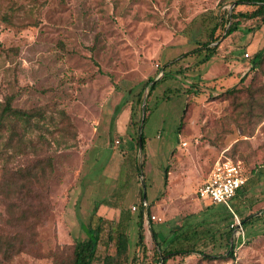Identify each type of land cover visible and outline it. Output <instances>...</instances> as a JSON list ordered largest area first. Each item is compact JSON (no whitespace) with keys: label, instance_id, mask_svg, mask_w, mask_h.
Segmentation results:
<instances>
[{"label":"rangeland","instance_id":"1","mask_svg":"<svg viewBox=\"0 0 264 264\" xmlns=\"http://www.w3.org/2000/svg\"><path fill=\"white\" fill-rule=\"evenodd\" d=\"M238 1L0 0V102L45 108L51 143L34 235L12 219L0 167V237L34 241L0 264H65L94 210L126 233L129 264H162L152 233L161 247H194L166 264H264V65L252 69L264 22L224 37L232 12L256 8ZM212 32L217 49L204 62L199 43ZM36 159L16 156L8 168ZM219 159L240 162L247 182L227 207H207L195 192ZM143 196L160 221L146 222Z\"/></svg>","mask_w":264,"mask_h":264},{"label":"trees","instance_id":"2","mask_svg":"<svg viewBox=\"0 0 264 264\" xmlns=\"http://www.w3.org/2000/svg\"><path fill=\"white\" fill-rule=\"evenodd\" d=\"M238 4H246L255 6V10L250 12H237L229 16L234 19L227 29H225L224 37L232 34L238 28V25L249 19H256L264 22V0H239ZM226 20L225 23H227ZM224 29V26H223ZM218 41V37H214L213 32L209 36V40L204 43H199V50L206 51L203 61H208L216 52V46H210ZM264 65V46L261 51L257 52L252 60V69L256 72H261ZM153 80H149L147 85ZM155 86H150V92ZM234 90H231V93ZM12 98L8 97L3 102H0V167L4 175V186L12 190L13 200H10L9 212L17 216L12 217L16 219L20 225L28 231H32L36 226L43 222V215L47 210L45 208V196L42 191L36 189L37 185L46 179V174L51 171L50 159L46 156L47 148L51 143L46 139V109L36 108L31 110L16 109L11 106ZM48 121L53 123L52 118ZM145 119H143V122ZM55 132L62 131L58 126L54 128ZM67 132H69L67 130ZM142 150L144 148V136L141 134ZM58 145L59 140H54ZM68 148V146H65ZM31 155L36 157L32 161L22 167L10 170L8 168L9 162L16 156L27 157ZM166 184V174L164 185ZM3 190L2 185L0 191ZM241 190V189H240ZM240 190L232 198L235 199L240 194ZM231 200V201H232ZM230 201V202H231ZM227 207V206H226ZM94 210L90 221L84 227L85 238L76 240L71 248L70 256L65 264H129L128 256V237L122 230L119 224H110L98 216ZM141 216V215H140ZM229 214L227 217L230 218ZM245 219L241 220L244 223ZM150 223V222H149ZM137 246L142 253L145 252L143 244V234L141 232L142 222L138 220ZM108 229V230H107ZM106 238L103 243L104 254L99 255V248L102 244L103 234ZM153 240L157 244L156 263L161 261L162 264L177 255L194 253V247L189 248L175 247L171 248V244L160 246L157 236L152 233ZM185 239L188 235H183ZM176 236L175 239H177ZM189 239V238H188ZM228 248L227 253L231 254L232 243L230 237H227ZM33 239H25L23 235L0 237V254L6 259L11 255L25 252L29 244L33 243ZM56 264V263H55Z\"/></svg>","mask_w":264,"mask_h":264},{"label":"built area","instance_id":"3","mask_svg":"<svg viewBox=\"0 0 264 264\" xmlns=\"http://www.w3.org/2000/svg\"><path fill=\"white\" fill-rule=\"evenodd\" d=\"M244 56L249 57L247 53ZM246 182L247 176L244 174L240 162L219 159L212 164L207 177L196 190V195L198 199L207 201L212 205L222 204L228 206ZM148 206V203L143 200L139 208L142 216L146 218V222L149 223L150 219L160 221L155 216H148ZM238 227L240 225L237 220L234 229H238Z\"/></svg>","mask_w":264,"mask_h":264},{"label":"crops","instance_id":"4","mask_svg":"<svg viewBox=\"0 0 264 264\" xmlns=\"http://www.w3.org/2000/svg\"><path fill=\"white\" fill-rule=\"evenodd\" d=\"M208 175V174H207ZM207 175H206V177H207ZM205 180V179H204ZM195 198H196V200L199 202V204H202V205H204V206H210V205H212V204H210L209 202H207V201H203V200H200V199H198V197H197V195H196V192H195ZM143 200H145V197L143 196V198L141 199V202L143 201ZM146 201V200H145ZM147 202V201H146ZM148 203V202H147Z\"/></svg>","mask_w":264,"mask_h":264},{"label":"water","instance_id":"5","mask_svg":"<svg viewBox=\"0 0 264 264\" xmlns=\"http://www.w3.org/2000/svg\"><path fill=\"white\" fill-rule=\"evenodd\" d=\"M142 122H143V118H142ZM142 122L140 124V133H139V136H138V147H139V150L142 148V139H141Z\"/></svg>","mask_w":264,"mask_h":264}]
</instances>
